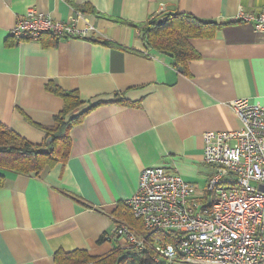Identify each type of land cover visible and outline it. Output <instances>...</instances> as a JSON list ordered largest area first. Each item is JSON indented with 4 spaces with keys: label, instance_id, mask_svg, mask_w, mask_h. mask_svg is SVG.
Returning <instances> with one entry per match:
<instances>
[{
    "label": "crops",
    "instance_id": "crops-1",
    "mask_svg": "<svg viewBox=\"0 0 264 264\" xmlns=\"http://www.w3.org/2000/svg\"><path fill=\"white\" fill-rule=\"evenodd\" d=\"M30 8L75 17L78 28L93 31L15 42L9 32ZM263 8L264 0H0V123L41 143L42 127L64 104L49 82L79 93L86 103L78 113L106 102L70 129L64 163L36 175L4 171L0 264H55L57 252L129 248L113 228L126 223L138 232L127 222L126 200L146 167L177 172L204 195L212 170L202 161L203 134L240 127L231 108L237 99L264 106V34L235 21L240 10ZM176 12L222 24L212 37L189 39L197 57L184 68L140 38L143 23Z\"/></svg>",
    "mask_w": 264,
    "mask_h": 264
},
{
    "label": "built area",
    "instance_id": "built-area-1",
    "mask_svg": "<svg viewBox=\"0 0 264 264\" xmlns=\"http://www.w3.org/2000/svg\"><path fill=\"white\" fill-rule=\"evenodd\" d=\"M75 20H57L30 8L16 19L9 35L22 42L46 33L70 38L93 31L92 26L78 28ZM235 21L250 23L264 34V8L256 13L240 10ZM231 108L239 128L202 136V161L212 170L204 195L198 196L191 182L164 166L141 171L138 188L126 203L148 233L171 232L174 241L150 239L126 223H116L113 234L127 247L149 249L157 264H264V106L240 98Z\"/></svg>",
    "mask_w": 264,
    "mask_h": 264
},
{
    "label": "trees",
    "instance_id": "trees-1",
    "mask_svg": "<svg viewBox=\"0 0 264 264\" xmlns=\"http://www.w3.org/2000/svg\"><path fill=\"white\" fill-rule=\"evenodd\" d=\"M76 10L85 12V10ZM88 11L94 12L92 8H88ZM221 25L214 21L198 19L190 13L176 12L152 18L143 23L139 29L146 50L164 54L172 59L174 66L184 68L190 59L197 57V53L189 44V39L212 37ZM46 88L61 97L64 104L62 110L53 116L52 124L42 127L44 138L41 143H32L0 123V187L4 184V171L36 175L46 166L64 163L70 154V129L79 124L93 108L106 103L96 102L78 113V109L86 101L80 98L76 90L63 89L54 82H49ZM127 218V222L138 231L137 234L147 235L150 239L157 237L163 243L174 241V234L171 232L148 233L143 222L135 218L131 211L127 214ZM54 260L55 264H157L152 261L149 249L138 252L133 248L120 247L101 256H89L86 252L78 250L67 253L57 252ZM158 264L168 263L161 261Z\"/></svg>",
    "mask_w": 264,
    "mask_h": 264
},
{
    "label": "water",
    "instance_id": "water-1",
    "mask_svg": "<svg viewBox=\"0 0 264 264\" xmlns=\"http://www.w3.org/2000/svg\"><path fill=\"white\" fill-rule=\"evenodd\" d=\"M160 21V20H159ZM49 140V139H48ZM261 189H263V187H260Z\"/></svg>",
    "mask_w": 264,
    "mask_h": 264
}]
</instances>
